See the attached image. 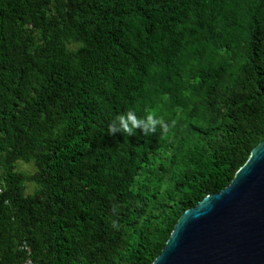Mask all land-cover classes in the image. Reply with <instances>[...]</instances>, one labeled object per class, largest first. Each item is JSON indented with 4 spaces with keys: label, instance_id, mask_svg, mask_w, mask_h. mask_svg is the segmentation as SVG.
Wrapping results in <instances>:
<instances>
[{
    "label": "trees",
    "instance_id": "obj_1",
    "mask_svg": "<svg viewBox=\"0 0 264 264\" xmlns=\"http://www.w3.org/2000/svg\"><path fill=\"white\" fill-rule=\"evenodd\" d=\"M263 141L264 0H0V264H153Z\"/></svg>",
    "mask_w": 264,
    "mask_h": 264
},
{
    "label": "water",
    "instance_id": "obj_2",
    "mask_svg": "<svg viewBox=\"0 0 264 264\" xmlns=\"http://www.w3.org/2000/svg\"><path fill=\"white\" fill-rule=\"evenodd\" d=\"M153 264H264V141L229 186L184 213Z\"/></svg>",
    "mask_w": 264,
    "mask_h": 264
},
{
    "label": "clouds",
    "instance_id": "obj_3",
    "mask_svg": "<svg viewBox=\"0 0 264 264\" xmlns=\"http://www.w3.org/2000/svg\"><path fill=\"white\" fill-rule=\"evenodd\" d=\"M160 123L157 117L151 114H147L144 117H140L134 110H128L119 116L109 126V133L116 135L117 133H126L129 136L136 134V130L139 129L143 134L153 133L156 130L157 124ZM262 143V142H261ZM260 143V144H261ZM252 154V153H251ZM251 157V156H250ZM249 160V159H248ZM248 162V161H247ZM246 162V163H247ZM239 172V171H238ZM237 172V173H238ZM236 173V174H237ZM236 176V175H235ZM235 178V177H234ZM234 180V179H233ZM232 180V181H233ZM232 183V182H231ZM210 196V195H208ZM207 196V197H208ZM205 199V198H204ZM203 199V200H204ZM202 200V201H203ZM201 202V201H200ZM199 202V203H200ZM190 210V209H189ZM188 211V210H187ZM184 215V214H183ZM182 215V216H183ZM181 216V217H182ZM180 220V219H179ZM178 223V222H177ZM177 225V224H176ZM175 229V228H174ZM174 231V230H173ZM173 233V232H172ZM172 235V234H171ZM168 243V242H167ZM28 250V248H26ZM31 259L30 256L24 260ZM32 260V259H31ZM33 261V260H32ZM23 262V264H24ZM34 262V261H33Z\"/></svg>",
    "mask_w": 264,
    "mask_h": 264
},
{
    "label": "rangeland",
    "instance_id": "obj_4",
    "mask_svg": "<svg viewBox=\"0 0 264 264\" xmlns=\"http://www.w3.org/2000/svg\"><path fill=\"white\" fill-rule=\"evenodd\" d=\"M18 170L22 171V172H26V173H31L34 170V166L30 165V164L19 163ZM31 189H32V187H31Z\"/></svg>",
    "mask_w": 264,
    "mask_h": 264
},
{
    "label": "built area",
    "instance_id": "obj_5",
    "mask_svg": "<svg viewBox=\"0 0 264 264\" xmlns=\"http://www.w3.org/2000/svg\"><path fill=\"white\" fill-rule=\"evenodd\" d=\"M24 264H37L35 262H33L31 259H27Z\"/></svg>",
    "mask_w": 264,
    "mask_h": 264
}]
</instances>
